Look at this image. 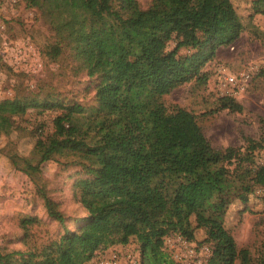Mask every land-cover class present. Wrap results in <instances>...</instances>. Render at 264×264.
<instances>
[{"label":"trees","instance_id":"1","mask_svg":"<svg viewBox=\"0 0 264 264\" xmlns=\"http://www.w3.org/2000/svg\"><path fill=\"white\" fill-rule=\"evenodd\" d=\"M24 2L54 32L52 57L68 51L92 80L95 106L15 95L0 101V136L30 108L57 111L52 132L37 135V165L27 161L26 172L34 174L53 154L81 166L86 178L73 195L87 215L68 228L58 204L39 188L63 233L26 251L0 249V264H90L136 238L142 264H177L164 249L165 238L192 242L198 229L212 247L208 264H264V239L253 257L238 249L224 226L232 203L246 204L264 190V121L257 139L216 149L193 113L163 102L185 83L206 81L204 66L221 46L239 39L245 27L231 1L183 0L185 8L148 19L139 0ZM252 10L264 16V0L252 1ZM223 110L241 113L243 106L222 96L211 113ZM38 223L32 216L21 219L25 244Z\"/></svg>","mask_w":264,"mask_h":264},{"label":"rangeland","instance_id":"2","mask_svg":"<svg viewBox=\"0 0 264 264\" xmlns=\"http://www.w3.org/2000/svg\"><path fill=\"white\" fill-rule=\"evenodd\" d=\"M230 1L245 27L239 39L232 45L221 46L215 58L204 66L203 71L209 75L206 81L185 83L163 97L168 109L179 106L193 113L216 149L244 146L246 137L257 139L264 121V16L253 15L254 0ZM139 4L145 19L187 6L183 0H139ZM23 41H30L40 57L42 70L38 74L16 72L4 60V43ZM54 41V32L39 11L26 7L24 0H0V101L19 95L76 102L86 109L95 106L92 80L79 69L68 51L52 57L50 47ZM174 45L171 42L169 48ZM186 52V49L180 51ZM219 72L235 77L249 73L250 82L233 96L243 106L241 113L228 110L211 113L217 99L223 96ZM38 110L30 108L24 116L15 117L13 130L0 136V249L7 252L26 251L63 233V228L48 216L39 188L58 204L67 218L68 228L73 229L74 220L87 215L73 195L76 183L86 178L81 166L53 154L39 164L34 174L26 172L27 161L37 165V157L32 153L37 135L51 133L53 119L58 114L55 110L42 113ZM263 196L264 190H257L248 203H232L224 219V226L238 249L247 248L253 257L264 239ZM29 216L36 217L40 223L29 228L30 237L25 244L20 221ZM141 242L136 238L130 244L141 249ZM190 243L196 256L189 253L191 248L187 251L181 247L177 235L165 238L164 249L177 264H194L197 258L205 257L201 249L212 250L203 229L195 231V240Z\"/></svg>","mask_w":264,"mask_h":264},{"label":"built area","instance_id":"3","mask_svg":"<svg viewBox=\"0 0 264 264\" xmlns=\"http://www.w3.org/2000/svg\"><path fill=\"white\" fill-rule=\"evenodd\" d=\"M3 57L16 72L29 75L38 74L42 70L40 57L32 47L30 41L4 43ZM219 74L222 75L219 78V83L223 90V96L233 97L237 95L250 82L251 78L249 73H243L240 77L222 72H219ZM177 239L183 249L188 251L191 248V241H187L179 235H177ZM201 250L205 257L197 258L194 264H208L212 250L209 247ZM189 253L196 256L192 248L189 250ZM142 261L143 255L141 249L129 244L116 247L99 255L90 264H142ZM176 261L179 263L178 259Z\"/></svg>","mask_w":264,"mask_h":264}]
</instances>
